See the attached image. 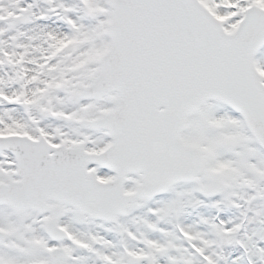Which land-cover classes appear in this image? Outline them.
I'll return each instance as SVG.
<instances>
[{
  "label": "snow or ice",
  "instance_id": "snow-or-ice-1",
  "mask_svg": "<svg viewBox=\"0 0 264 264\" xmlns=\"http://www.w3.org/2000/svg\"><path fill=\"white\" fill-rule=\"evenodd\" d=\"M0 264H264V0H0Z\"/></svg>",
  "mask_w": 264,
  "mask_h": 264
}]
</instances>
